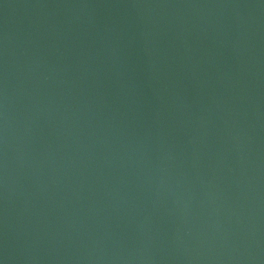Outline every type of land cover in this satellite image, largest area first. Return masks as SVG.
I'll list each match as a JSON object with an SVG mask.
<instances>
[{
    "label": "water",
    "instance_id": "1",
    "mask_svg": "<svg viewBox=\"0 0 264 264\" xmlns=\"http://www.w3.org/2000/svg\"><path fill=\"white\" fill-rule=\"evenodd\" d=\"M263 227L264 0H0V264Z\"/></svg>",
    "mask_w": 264,
    "mask_h": 264
}]
</instances>
